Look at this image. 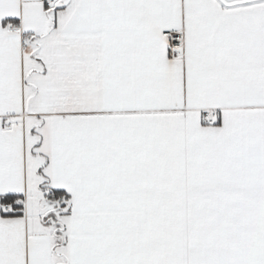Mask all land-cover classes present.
I'll return each mask as SVG.
<instances>
[{
    "label": "snow or ice",
    "instance_id": "snow-or-ice-1",
    "mask_svg": "<svg viewBox=\"0 0 264 264\" xmlns=\"http://www.w3.org/2000/svg\"><path fill=\"white\" fill-rule=\"evenodd\" d=\"M0 264H264V0H0Z\"/></svg>",
    "mask_w": 264,
    "mask_h": 264
}]
</instances>
